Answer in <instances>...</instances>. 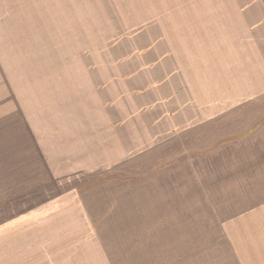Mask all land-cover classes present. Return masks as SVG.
I'll use <instances>...</instances> for the list:
<instances>
[{
  "label": "rangeland",
  "instance_id": "rangeland-1",
  "mask_svg": "<svg viewBox=\"0 0 264 264\" xmlns=\"http://www.w3.org/2000/svg\"><path fill=\"white\" fill-rule=\"evenodd\" d=\"M257 2L262 1L0 0L4 220L19 213L36 212L39 221L47 216L53 234L38 249L62 264H156L159 258L264 264V187L239 195L238 202L231 190L228 201L219 204L190 210L182 202L175 214L172 203L159 197L160 202L146 204L144 216L131 180L154 174L140 154L149 159L161 139L113 128L127 104L157 99L153 89L148 96L149 79L153 88L166 81L159 54L167 50L166 33L186 45L178 43L188 51L182 56L186 65L201 73L192 75L208 79L211 69L225 78L236 70L244 57L237 59L228 47L230 37L223 33L236 28L224 27L222 19L232 20L240 8L252 9ZM174 90L166 84V96ZM166 141L165 148L172 147L171 139ZM209 194L225 199L217 191ZM225 222L231 228H221ZM216 227L235 233H208ZM199 243L227 249H184ZM173 246L175 251H165Z\"/></svg>",
  "mask_w": 264,
  "mask_h": 264
},
{
  "label": "crops",
  "instance_id": "crops-1",
  "mask_svg": "<svg viewBox=\"0 0 264 264\" xmlns=\"http://www.w3.org/2000/svg\"><path fill=\"white\" fill-rule=\"evenodd\" d=\"M261 1L252 3V9L238 8L241 12L232 20L222 19L224 27L236 28L234 33L232 30L230 34L223 33V37H230L228 47L236 52L237 59L244 57L243 63H236V70H230L225 78L224 74L211 69H207L208 79L192 75L201 76V73L186 65L182 56L188 51L178 47L181 37L172 38L166 33L164 36L169 37L167 50L157 51L164 58L167 77H161L166 81L160 88H153L152 77L149 79L152 86L148 96L153 89L157 99H150V102L142 98L139 105L127 104L125 110H121L122 119L113 128L139 131L141 133L136 134L139 137L150 135L161 139L149 152V159L144 156L145 152L140 154V161L148 162L154 174L147 173L145 178L137 174L138 178L131 180L135 196H140L144 216L148 211L146 204L160 202L159 197L167 201L166 205L172 203L170 208L175 214L180 208L177 204L182 202L189 204L190 210L200 204L223 203L228 201L226 194H230V190V196L238 202L239 195H254L256 187L259 186L258 193L264 187V79L261 77L264 75V64L261 65L264 59V0ZM170 82L175 87L174 94L166 96V84ZM166 139H171L170 144H173L167 149ZM125 177L129 178L126 174ZM205 186L212 194L217 191L225 199H211ZM147 191L153 193L147 195ZM184 193H189V197L182 196ZM168 194L171 197H166ZM178 197L183 200L178 201ZM36 215V212L19 213L6 221L4 206L0 207V264H62L48 250L38 249V244L47 243L53 227L46 220L47 216L45 221H39L41 217ZM140 218L143 217L140 215ZM220 227L231 228L227 222ZM210 229L208 233L219 235L235 233L218 227ZM202 245L190 244L184 249H227ZM175 249L173 246L165 251ZM158 261L156 264H194L181 259L159 258Z\"/></svg>",
  "mask_w": 264,
  "mask_h": 264
}]
</instances>
